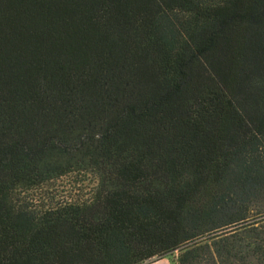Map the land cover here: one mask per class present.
I'll use <instances>...</instances> for the list:
<instances>
[{
  "label": "trees",
  "instance_id": "obj_1",
  "mask_svg": "<svg viewBox=\"0 0 264 264\" xmlns=\"http://www.w3.org/2000/svg\"><path fill=\"white\" fill-rule=\"evenodd\" d=\"M176 250L264 264V0H0V264Z\"/></svg>",
  "mask_w": 264,
  "mask_h": 264
},
{
  "label": "rangeland",
  "instance_id": "obj_2",
  "mask_svg": "<svg viewBox=\"0 0 264 264\" xmlns=\"http://www.w3.org/2000/svg\"><path fill=\"white\" fill-rule=\"evenodd\" d=\"M95 186L94 177L86 169L75 165L61 177L52 179L41 186L20 191L19 198L33 207H49L64 201H84L92 195ZM179 253V250L172 251L163 258L168 259L171 264H179ZM156 258L158 257L153 259Z\"/></svg>",
  "mask_w": 264,
  "mask_h": 264
},
{
  "label": "crops",
  "instance_id": "obj_3",
  "mask_svg": "<svg viewBox=\"0 0 264 264\" xmlns=\"http://www.w3.org/2000/svg\"><path fill=\"white\" fill-rule=\"evenodd\" d=\"M150 264H171V263L168 259L162 258V259L156 260Z\"/></svg>",
  "mask_w": 264,
  "mask_h": 264
}]
</instances>
